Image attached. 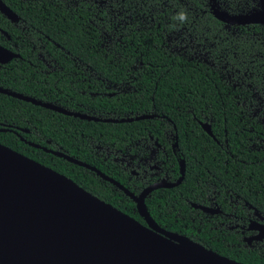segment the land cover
<instances>
[{"label": "trees", "instance_id": "trees-1", "mask_svg": "<svg viewBox=\"0 0 264 264\" xmlns=\"http://www.w3.org/2000/svg\"><path fill=\"white\" fill-rule=\"evenodd\" d=\"M1 1L19 16L21 24L27 29L26 34L20 36L22 41L29 43L25 50L27 55L34 57V52H29L30 46L41 37L43 41L57 45L58 54L54 55L55 58H74L87 65L93 74L94 77H90L89 82L75 83L73 88L67 81L59 79L56 84L59 90L57 97L62 98V101L56 102L57 104L74 110L71 108L73 103H78L88 107L91 112L120 116L126 113L139 115L154 112L169 122L175 136L177 153L184 160V176L181 183L170 191L151 192L150 197L144 201L149 216L168 231L180 230L185 235L192 234L195 243L222 257L241 264H264V254L257 251L232 252L215 242H199L194 230L185 231L166 214L170 209L169 204H173L168 202L166 205L167 193L172 194L170 200H176L174 207H183L179 195L184 193L187 196L184 188H192L197 176L203 177L197 172L204 174V170L218 180L217 185L220 184L222 188L228 189L252 207L264 212L262 200L253 197L248 199L246 196L247 187L259 189L260 182L264 179V160H261L264 150L248 151V139L258 137L261 129L247 122L242 109V96L226 83L216 69L171 52L162 42L164 34L161 29H175V25L180 22L173 21L172 17L182 9L177 5L165 8L162 0H134L135 8L129 7L123 16L122 25L117 27L121 29L118 42L105 49L102 47V37L98 30L104 29L105 22L99 23L96 17L105 20L107 14L105 9L99 8L97 0H79L73 6L64 0ZM1 19V29H15L12 25L6 28V22ZM206 20L205 25L211 28L214 19L208 16ZM202 31L210 32L206 36H210L209 39L213 41L212 36H215V33L211 34V29ZM11 33L17 35L14 31ZM213 42H216L213 47L214 55L219 60L231 59L234 54L240 71L247 68V65L242 64L244 51L241 42L232 41L228 45L227 41L218 43L216 38ZM257 65L253 63L252 68H258ZM22 66L13 67L9 72L0 70V87L38 99L35 86L31 87L29 81L31 73L34 77L35 74L27 64ZM25 66L29 69L26 72L23 70ZM60 66L65 73L73 72L69 63H60ZM128 76H133V81L129 82L134 92L114 94L111 97L87 96V92L104 91L102 86H98L99 81L95 77L120 84L128 80ZM49 89L51 91L50 86ZM239 90H243V87ZM246 91L248 90L245 89L244 92ZM204 120L209 121L213 137L221 145L223 140L225 141V147H219L201 130L198 122ZM249 127L251 131L247 132ZM0 129L15 131L28 143L58 150L65 158L67 156L97 168L99 167L88 160V139L103 144H115L119 143L121 138H131L137 136L136 133L145 134L148 131L158 143L164 144L169 150L158 119L121 124L90 122L52 112L3 94H0ZM38 136L42 139L38 140ZM46 140L49 142L46 143ZM0 145L63 175L87 193L140 223L139 217L133 211V205L128 203L117 207L116 202L108 196L107 188H102V184L91 177L86 169L22 144L9 131H0ZM111 176L120 182L118 177ZM150 198H153L152 202Z\"/></svg>", "mask_w": 264, "mask_h": 264}, {"label": "flooded vegetation", "instance_id": "flooded-vegetation-1", "mask_svg": "<svg viewBox=\"0 0 264 264\" xmlns=\"http://www.w3.org/2000/svg\"><path fill=\"white\" fill-rule=\"evenodd\" d=\"M162 3L165 8H172L173 5H177V7L179 6L178 8L187 11L189 20L182 24L185 28L188 26L193 29H211L213 31L211 34L215 33V36H212L213 41L216 38L218 43L227 41V44L229 45L232 41H235L243 44L244 52L242 56L244 59L242 64L247 65V68L245 69L248 70L249 74H253V76L259 80L261 85V90L258 91V97L261 98V110L257 111L262 113L260 117H256V115L251 116L250 110H253L254 107L252 101L249 100V95L251 96L252 93L249 91L245 92V97H248L246 98L248 100V106L246 109H243L245 112L244 116L247 118V122L250 125L254 124L261 129V131L258 132V137L255 136L248 139V141H250L248 151H263L264 146H258V143L259 141L264 142V0H162ZM5 6L11 10L7 5ZM13 13L16 15L15 22L7 19L0 13V17L2 18L0 19L6 22V28L11 25L15 28H0V48L13 55L4 63H0V70L9 72L13 67H23L22 64H27L29 69L35 74V77L32 73L29 77V81L31 83L30 85L31 87L34 85L38 93V99L27 96L28 98L34 99L40 104H47L66 113H70V115L60 113L62 115L90 122L121 124L131 123L132 121L137 120L158 119L164 140L169 146L168 150L164 144L158 143L157 139L148 131L145 134L136 133L137 136H133L131 138H121L120 142L115 144H103L93 142L88 139V160L99 168L84 162L81 163L94 168V170L98 171L101 175L119 184V186L134 196L139 195L143 189L150 185H171L176 182L180 178L179 166L181 163L183 174L180 182L176 186L160 187L152 190L151 192L156 190L170 191L171 189L177 187L181 183L184 176V160L177 153L175 136L169 122L164 117L158 116L154 112L139 115L138 113H126L120 116L112 115L111 113L101 114L100 112H91L88 107L78 103H73V107L71 108H74V110L66 109L57 104L60 100L62 101V98L57 97L59 90L56 88V84L59 79L67 81L68 85L73 88L75 83L89 82L90 77L94 76L91 74L87 65H84L74 58L64 57L61 58V60L55 58L54 55L58 54V51L56 50L57 45L54 42H45L41 37H38V41L34 42V44H31L30 46L29 52H34V57H32V55H27L25 50L27 49L26 47H28L29 43L27 42V44L25 41L20 39L21 35L24 36V34H26L27 29L21 24L19 16L15 12ZM172 14L175 13L172 12ZM217 14H221L226 17L228 22H222L214 18V15ZM208 16H211L215 21L214 22L212 20L213 25L211 28H208L205 25L207 21L206 17ZM180 26L181 25H178V27ZM164 30H166V32H164ZM174 30L175 29H161V33L164 34L163 43L165 38ZM11 31L16 32L17 35L11 33ZM215 43L216 42H213L214 46ZM256 45H258V47ZM22 55L24 57H22ZM182 57H185V55L182 54ZM65 62L69 63L72 68L71 71L73 72L70 74L65 73V70L60 66V63L65 64ZM253 63L258 64V68H252ZM27 66L23 68L25 72L29 70ZM95 78L99 81L98 86H102L104 91L101 93L87 92L88 97L95 95L111 97L114 94H125L127 92L135 91L129 82L133 81V76H128V80L120 84L109 83L98 77ZM124 85L128 86L126 91H117L111 88H117ZM5 90L25 96L19 92L16 93L11 91L10 89ZM79 93L84 94L82 91H79ZM67 98L70 99L69 97ZM38 106L55 112L54 110L40 105ZM84 109L86 112H82ZM84 117H88L89 119L87 120ZM198 124L201 130L214 140L219 147H225L224 140L223 145H221L219 141L213 137L209 121L204 120L198 122ZM202 124L207 125L206 127L208 128L209 134L203 130ZM166 125L168 126V130ZM0 131H9L13 134L14 138L22 144H27L30 147L41 150L44 153L52 155L56 158L65 159V155L60 151L49 149L40 146L39 144L28 143L15 131L6 129H0ZM250 131L251 128L249 127L247 132ZM168 134L171 138L168 137ZM41 139L42 137L40 136L39 138L38 136V140ZM45 142L48 143L49 141L46 140ZM95 146L102 147L106 151H113L114 154L119 156L123 155L122 157L124 160L128 161L131 166H134L135 170L126 169L125 166H127V163H124L123 159L118 161V159L115 158L108 159L104 158L103 155L95 154ZM124 156H129L130 158L126 159ZM261 160H264V157H262ZM150 162L153 163L149 165ZM99 169H102L107 175ZM86 170L91 177L96 178V180L102 184V188H107L109 191L108 196L116 202L117 207L123 204L131 203L133 205V211L137 214L135 205L129 196H127L118 187L114 186L107 180H104L94 171L88 169ZM110 174L118 177L120 182L114 180ZM197 174H202L203 177L201 178L200 176H197L192 188L189 189V186L184 188V192L186 191L187 196L184 193L179 195V199L183 207H174L177 202L176 200H170L172 194L169 192L167 193L166 205L168 202H173V204H169L170 209L166 211L167 217L171 218L177 225H181L185 231L191 232L194 230L196 236H198L196 239L199 242L206 244L215 242L224 249H230L232 252L257 251L259 254H264V212L252 207L247 201L240 198L233 192H230L228 189L222 188L220 184L217 185L216 183L218 180L215 179L214 176H212L207 170H204V174L200 171H198ZM151 192L146 195L144 201L150 197ZM246 193L248 199L251 197L259 198V200L264 202V179L260 182L259 189L247 187ZM150 199L152 202L153 198ZM137 216L139 217L138 214ZM139 219L140 224L145 225L143 219L141 217H139ZM151 220L160 230L178 236H183L194 242L192 234L185 235V233H181L180 230L175 232L168 231L165 228L160 227L152 218Z\"/></svg>", "mask_w": 264, "mask_h": 264}, {"label": "water", "instance_id": "water-1", "mask_svg": "<svg viewBox=\"0 0 264 264\" xmlns=\"http://www.w3.org/2000/svg\"><path fill=\"white\" fill-rule=\"evenodd\" d=\"M0 13L12 22L16 21V15L1 1ZM214 18L228 22L221 14L214 15ZM12 56L0 48V63ZM0 94L70 115L5 89L0 88ZM206 126L202 124L203 130L209 134ZM0 147L34 163L32 167L38 166L45 173L30 180L20 175L7 178L0 168V264H98L100 256L112 246L115 250L124 248L154 256L130 264H241L183 236L164 232L151 220L144 198L157 188L176 186L183 174L181 163L180 178L176 182L153 184L134 196L94 168L65 158L72 164L94 171L129 196L145 223L142 225L63 175L3 145Z\"/></svg>", "mask_w": 264, "mask_h": 264}, {"label": "rangeland", "instance_id": "rangeland-1", "mask_svg": "<svg viewBox=\"0 0 264 264\" xmlns=\"http://www.w3.org/2000/svg\"><path fill=\"white\" fill-rule=\"evenodd\" d=\"M71 4L79 0H64ZM100 9H105L107 17L105 20L96 17V21L99 23H104V29H98L101 33L103 47L108 49L111 45L118 42L119 36L118 33L121 29H117L119 25L123 23V16L129 10V7L134 9V0H97ZM136 11V9H135ZM189 24V23H187ZM102 25V24H101ZM178 25H181L178 27ZM175 25V30L169 34L164 41L165 47L167 50L184 54L188 59L199 60L210 67L216 69L219 74L222 75L226 83L231 87H234L238 94L242 96L241 99L242 109H246L248 106V100L245 97V89L252 93L249 95V100L252 101L253 110H250L251 116L256 115L260 117L262 113L257 112L261 110V98L258 97V91L261 90V85L259 80H257L253 74H249L246 69L240 71V65L235 61L234 55H231V59L222 58L219 60L217 56L214 55V44L212 39H209V32H203L202 29H193L192 27L182 26L181 23ZM183 29H182V28ZM236 67V68H235ZM240 87H243V90H239ZM117 91H126L128 86L124 85L121 87H111ZM168 130V126L166 125ZM168 137L171 136L168 134ZM264 142L259 141L258 146H264ZM94 152L97 155H103L104 158L108 159H118L120 161L123 159L124 163H127L125 166L126 169L135 170L134 166H131L128 161H125L122 156L114 154L113 151H106L102 147L95 146ZM126 159H129V156H124ZM153 162H150L151 165ZM134 165V163H133ZM263 248V247H262Z\"/></svg>", "mask_w": 264, "mask_h": 264}, {"label": "bare ground", "instance_id": "bare-ground-1", "mask_svg": "<svg viewBox=\"0 0 264 264\" xmlns=\"http://www.w3.org/2000/svg\"><path fill=\"white\" fill-rule=\"evenodd\" d=\"M34 163L19 157L18 155L0 147V168L3 169L4 176L12 178L14 176H22L25 180L45 175L43 170L38 166L32 167ZM35 166V165H34ZM112 246V245H109ZM100 247V245H99ZM115 247L108 248L103 256L98 259V264H130L144 259L154 257L149 254L147 256L137 253L130 249L115 250Z\"/></svg>", "mask_w": 264, "mask_h": 264}, {"label": "clouds", "instance_id": "clouds-1", "mask_svg": "<svg viewBox=\"0 0 264 264\" xmlns=\"http://www.w3.org/2000/svg\"><path fill=\"white\" fill-rule=\"evenodd\" d=\"M188 18L189 17L186 10H181L172 17L173 21H179L181 24L186 23Z\"/></svg>", "mask_w": 264, "mask_h": 264}]
</instances>
